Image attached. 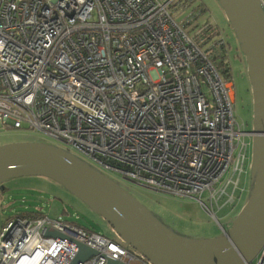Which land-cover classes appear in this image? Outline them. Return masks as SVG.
<instances>
[{"label": "built area", "instance_id": "2783aa9c", "mask_svg": "<svg viewBox=\"0 0 264 264\" xmlns=\"http://www.w3.org/2000/svg\"><path fill=\"white\" fill-rule=\"evenodd\" d=\"M173 1L0 0V126L61 140L127 182L216 214L244 190L251 132L234 114V83L171 14ZM258 145L255 136L250 168ZM114 233L122 244L15 217L0 232V264H70L72 240L98 251L79 264H156ZM256 259L264 264V246Z\"/></svg>", "mask_w": 264, "mask_h": 264}, {"label": "water", "instance_id": "95a60500", "mask_svg": "<svg viewBox=\"0 0 264 264\" xmlns=\"http://www.w3.org/2000/svg\"><path fill=\"white\" fill-rule=\"evenodd\" d=\"M220 2L246 52L256 105V125L251 132L260 147L252 196L232 229L224 231L223 241L185 238L170 231L118 183L55 145L27 141L0 145V183L32 175L57 180L103 214L129 247L156 264H251L264 246V0ZM45 236L64 235L48 228ZM72 242L78 253L70 264L98 254L84 243ZM106 264L128 263L107 257Z\"/></svg>", "mask_w": 264, "mask_h": 264}, {"label": "rangeland", "instance_id": "374dc122", "mask_svg": "<svg viewBox=\"0 0 264 264\" xmlns=\"http://www.w3.org/2000/svg\"><path fill=\"white\" fill-rule=\"evenodd\" d=\"M169 10L179 23L183 19H187V16L192 13H200L198 16L200 26H203L206 21L225 26L227 25L226 20L228 21L225 9L220 0H174L169 6ZM194 33L195 31L191 32L192 35ZM248 73L250 76L251 72L249 69ZM249 76L246 72L241 74L237 70L234 73V111L239 120L244 123L247 132H251L253 129L256 109L253 85L251 95ZM246 140L249 143L245 163V170L247 172L241 178V181L245 182L244 190L241 192L239 201L235 205L223 206L220 210L216 211V214L211 213L206 206L195 198L174 196L155 188H146L132 184L116 174L103 170L95 163L82 157L81 159L95 170L107 175L132 194L170 231L185 238L199 240L213 239L223 237L225 230L230 231L232 229L242 208L252 196V191L259 173V166L258 159H256L252 168H250L253 152V137L248 135ZM25 141L48 145L60 144L53 138L32 129H15L11 126L2 129L0 126V145ZM20 179H26L27 182L25 183L32 184L36 188L19 187L10 191H2L1 186L3 184H20L23 182ZM53 180L32 175L13 177V179L10 178L0 183V228L7 218L15 216L26 209L41 210L51 219L61 221L79 220L85 226H89V228L98 231L99 234H104L111 240L117 239V237H114L116 234L113 231V227L103 214H99L93 209L94 212L85 200L82 202L66 185L59 184L60 182L57 183L58 181L55 179ZM50 190L56 192L62 199H56L55 194L49 193ZM203 200L207 205H210V201L207 200V194L203 196ZM67 205L71 206V208ZM65 208H69L71 212H65ZM77 212L80 214L79 218ZM252 264H257L256 258Z\"/></svg>", "mask_w": 264, "mask_h": 264}, {"label": "trees", "instance_id": "16d2710c", "mask_svg": "<svg viewBox=\"0 0 264 264\" xmlns=\"http://www.w3.org/2000/svg\"><path fill=\"white\" fill-rule=\"evenodd\" d=\"M203 5H204V3H203ZM199 14H193L192 13L191 15L187 16V19L182 20V25L184 26V30L186 31V33L193 40H196V43L198 44V46L210 56V59L214 65L215 69L220 74V76L227 81H232L233 83H234V73L236 72V70L241 74L246 72L249 76L248 63H247V59H246V52L243 49L242 42L240 41V39L237 35V32L231 26L230 21L226 20L227 25H225V26H222V25H220L218 23H214V22H208V21H206L203 26H200V23L198 21ZM192 31H195L194 35L191 34ZM218 43H221L222 45H218ZM249 79H250V76H249ZM250 84H251V95H252V85L253 84H252L251 79H250ZM234 86H235V84H234ZM234 114H235V111H234ZM39 177L48 178L50 180H53V179H51L49 177H45V176H39ZM15 178H17V177H15ZM20 180L23 181L20 184H16V183L6 184V185L3 184L4 186L3 185L1 186L2 191H10L14 188H19V187H21V188L22 187L23 188H34L35 187L32 184L29 185V184L25 183V182H27L26 179H20ZM55 182H57V181H55ZM57 183H59V182H57ZM48 184L50 185V183H48ZM59 184H61V183H59ZM49 193L55 194L56 199H62L61 196H59L56 192H54L52 190H50ZM75 196L77 198H79L82 202L84 201L80 197H78L77 195H75ZM67 206L69 208H71V206H69V205H67ZM89 207L93 210V208L90 205H89ZM69 208H67V209L65 208L64 211L67 213H70L71 210ZM97 213H99V212H97ZM99 214H101V213H99ZM77 216L79 218V216H80L79 212H77ZM15 217L23 218L26 221L33 222V221H37V220L42 219V218H47V214H44L41 210L26 209L25 211L20 212L15 216L7 218L2 223V226L0 228V232H1L2 228L4 227V225L8 221H10L12 218H15ZM62 222L66 223V224H70L74 227L81 228L82 230H84L87 233H99L98 231H96L92 228H89V226H85L79 220H73V221L65 220ZM102 235H104V234H102ZM104 236H106V235H104ZM114 237H117V239L115 241L122 244V241L120 240V238L117 235H115ZM129 248H131V247H129ZM131 250H134V249L131 248Z\"/></svg>", "mask_w": 264, "mask_h": 264}, {"label": "flooded vegetation", "instance_id": "af4514ba", "mask_svg": "<svg viewBox=\"0 0 264 264\" xmlns=\"http://www.w3.org/2000/svg\"><path fill=\"white\" fill-rule=\"evenodd\" d=\"M254 96V95H253ZM254 105V104H253ZM253 110H254V106H253ZM256 114V113H255ZM255 114H254V119H255V121H254V124H253V129H252V131L255 129V125H256V116H255ZM249 135L250 136H252V137H255V135L251 132V133H249ZM257 137V136H256ZM54 140H56V141H58L60 144H55L56 146H58V147H62V148H64V144H63V142L61 141V140H57V139H54ZM132 184H135V183H132ZM136 185H138V184H136ZM139 186H141V185H139ZM143 187V186H142ZM239 201V199L236 201V203ZM236 203H234L233 205H235ZM232 205V206H233ZM246 205V204H245ZM244 208V207H243ZM243 208H242V210H243ZM242 210H241V212H242ZM240 212V213H241ZM240 215V214H239Z\"/></svg>", "mask_w": 264, "mask_h": 264}, {"label": "bare ground", "instance_id": "6f19581e", "mask_svg": "<svg viewBox=\"0 0 264 264\" xmlns=\"http://www.w3.org/2000/svg\"><path fill=\"white\" fill-rule=\"evenodd\" d=\"M259 146V145H258ZM259 149H260V147H258L257 148V150H258V153H259ZM259 157V156H258ZM74 191L76 192V193H79L78 191H76L75 189H74ZM88 199V198H87ZM89 200V199H88ZM90 201V200H89ZM94 204V203H93ZM94 206L97 208V209H99V207L98 206H96L95 204H94Z\"/></svg>", "mask_w": 264, "mask_h": 264}, {"label": "crops", "instance_id": "0c3cea01", "mask_svg": "<svg viewBox=\"0 0 264 264\" xmlns=\"http://www.w3.org/2000/svg\"><path fill=\"white\" fill-rule=\"evenodd\" d=\"M213 239H214V238H213ZM217 239H219V241H223V240H224L223 237H220V238H217Z\"/></svg>", "mask_w": 264, "mask_h": 264}, {"label": "clouds", "instance_id": "9594fccd", "mask_svg": "<svg viewBox=\"0 0 264 264\" xmlns=\"http://www.w3.org/2000/svg\"><path fill=\"white\" fill-rule=\"evenodd\" d=\"M58 221H61V220H58Z\"/></svg>", "mask_w": 264, "mask_h": 264}]
</instances>
